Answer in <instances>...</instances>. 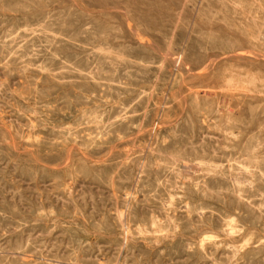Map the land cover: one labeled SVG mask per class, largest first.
<instances>
[{
  "label": "rangeland",
  "instance_id": "obj_1",
  "mask_svg": "<svg viewBox=\"0 0 264 264\" xmlns=\"http://www.w3.org/2000/svg\"><path fill=\"white\" fill-rule=\"evenodd\" d=\"M0 264H264V0H0Z\"/></svg>",
  "mask_w": 264,
  "mask_h": 264
}]
</instances>
